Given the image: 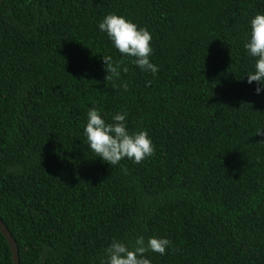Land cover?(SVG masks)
I'll use <instances>...</instances> for the list:
<instances>
[{"label": "trees", "instance_id": "obj_1", "mask_svg": "<svg viewBox=\"0 0 264 264\" xmlns=\"http://www.w3.org/2000/svg\"><path fill=\"white\" fill-rule=\"evenodd\" d=\"M256 12L264 0L0 1V219L19 264H99L137 235L171 242L151 264H264V85L243 47ZM108 13L150 32L155 75L99 30ZM92 107L126 112L154 154L95 157Z\"/></svg>", "mask_w": 264, "mask_h": 264}, {"label": "clouds", "instance_id": "obj_2", "mask_svg": "<svg viewBox=\"0 0 264 264\" xmlns=\"http://www.w3.org/2000/svg\"><path fill=\"white\" fill-rule=\"evenodd\" d=\"M249 36L243 47L254 58L252 70L246 73L247 82L258 83L255 88L260 93L259 85H264V13L256 12L249 21ZM99 30L105 32L112 41L114 47L123 56L132 57V63L141 71L155 75L158 66L153 64L149 57L152 54L150 32L144 27L115 13H108L98 24ZM105 80L119 77L120 62H114L110 55L102 56ZM124 72L128 69L123 68ZM148 85L151 81L147 82ZM127 84L123 88L127 91ZM127 113L117 112L112 116V122L106 121L100 115V110L92 107L87 112V122L84 126V135L95 157H100L109 165H118L121 160L127 158L134 163H141L147 157L154 154L151 138L146 130L129 131L126 126ZM257 134L264 136V131L258 130ZM126 171V169H124ZM170 241L155 235L145 238L137 235L130 244H126L117 238L104 249L99 258V264H151L146 258L149 251L164 255Z\"/></svg>", "mask_w": 264, "mask_h": 264}, {"label": "water", "instance_id": "obj_3", "mask_svg": "<svg viewBox=\"0 0 264 264\" xmlns=\"http://www.w3.org/2000/svg\"><path fill=\"white\" fill-rule=\"evenodd\" d=\"M0 231L3 234V236L5 237L7 244L9 246L12 264H19L18 257H17V246L15 244V241H14L11 233L9 232V230L7 229V227L2 222L1 219H0Z\"/></svg>", "mask_w": 264, "mask_h": 264}]
</instances>
